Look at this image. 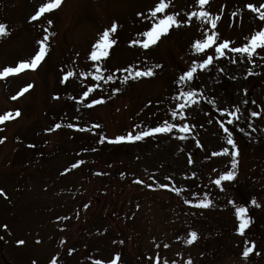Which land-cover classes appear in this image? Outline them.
Listing matches in <instances>:
<instances>
[{"label": "rangeland", "instance_id": "obj_1", "mask_svg": "<svg viewBox=\"0 0 264 264\" xmlns=\"http://www.w3.org/2000/svg\"><path fill=\"white\" fill-rule=\"evenodd\" d=\"M46 2L0 0V23L7 26L8 33L0 37V70L29 60L38 51V41L46 36L42 31L50 35L48 55L35 71L0 79V115L21 112L0 124V138H6L0 143V189L6 194L0 195V208L7 210V230L0 231V238L5 235L8 239L0 241V264H16L18 259L21 264H50L53 258L58 262L68 248L78 252L75 264H95L96 260L109 264L119 246H125L134 257L144 254L150 264H156L157 255L160 264L165 260L167 264H187L189 259L192 264H264V50L258 49L251 61L226 50L224 57L198 69L189 85L182 86L177 84L179 76L189 70L193 60L202 62L191 47L203 38L202 29L207 27L198 20L175 27L176 32L162 36L145 50L130 41L144 39L140 34L150 29L152 20L147 17L159 0H63L59 8L32 21L31 16ZM235 3L244 11L247 30L230 20L238 9ZM249 3L259 7L264 0H210L212 14L221 17L215 29L220 39L243 46L247 40H235L242 38V31L249 37L264 29L259 14L247 8ZM197 8L196 0H171L167 11L186 20L187 13ZM113 23L119 27L112 34L116 40L109 50L112 58L109 55L99 63L108 70L104 75L111 74L117 81L111 99H105L98 92L108 81L80 73L95 72L97 62L89 59L90 51ZM65 52L75 63L76 75L62 82L66 73L58 70V64ZM155 64L161 67L154 68V76L127 83L123 77L128 73L117 71ZM30 84L33 87L28 92L17 96ZM89 87L95 89L90 96L102 97L104 103L87 108L79 102ZM116 88L120 91L115 92ZM180 88L202 93L196 104L185 109L184 119L177 116L172 121L189 125L188 131L173 129L125 142L121 149L118 144L99 143L102 136L113 139L129 131H145L144 122L164 116L166 111L171 116L181 102L173 99ZM90 96L85 103L91 101ZM213 99L215 105L208 102ZM236 107L241 110L238 121L217 111ZM252 111L261 116L251 117ZM227 119L235 121L226 126L240 149L237 169L241 184L236 188L223 184L222 190L211 182L215 189L211 196L199 194L190 188L195 179L206 181L215 173L231 170L230 155H213L230 148L219 131L220 121ZM56 124L61 127L46 131ZM95 124L102 127L93 128ZM45 156L53 158L45 161ZM80 160L84 163L66 171ZM162 184L169 187H159ZM173 188L182 191L177 194ZM237 191L242 196L251 192L249 201L237 202ZM202 199L211 200V205L193 206ZM253 199L259 207L251 203ZM189 200L193 203L186 202ZM237 206L247 207L251 217L244 235L237 232ZM191 231L198 238L188 244ZM20 240L25 243L19 244ZM252 241H258L256 251L262 257L245 259L242 253Z\"/></svg>", "mask_w": 264, "mask_h": 264}, {"label": "snow or ice", "instance_id": "obj_2", "mask_svg": "<svg viewBox=\"0 0 264 264\" xmlns=\"http://www.w3.org/2000/svg\"><path fill=\"white\" fill-rule=\"evenodd\" d=\"M62 2L63 0H47V2L44 3L42 6H40L39 10L34 15L31 16V20L36 21L41 16H43L45 13H50L51 11L59 8ZM196 3L198 5L197 10H192L188 12L186 20H180L178 19L179 13H168L167 12V10L170 7L171 0H159V2L155 5V7L150 9V13H151L150 17H147L148 19L152 20V25L150 29L140 34L142 37H144V39L130 41L131 45L134 46V45L139 44L143 49L147 50L151 46L156 45L158 41H160L161 37L168 34L169 31L173 27L179 28L182 24L192 25L194 19L198 20L200 25L202 26H210V27H204L202 29L203 38L196 39L191 45L194 53L202 57V62L198 63L196 60H193L189 70L185 71L182 75L179 76L177 80V84L182 85V86L189 85V83L194 79L195 75L197 74L198 69L199 70L206 69L208 68V66H210L213 63L214 58L224 57L226 55V50L227 52L241 54V56L246 55L250 61L255 55H258V52H257L258 49L264 50V29L256 31L249 38H247V43H245L243 46L233 47L231 46L234 43L232 41H228V40L220 41V34L218 31H215L217 27V23L221 19L220 15H213L209 10L206 9V6L210 4V0H196ZM247 8L250 9L254 13H258L259 19L264 21V11H261V8H264V4L257 7L256 5L249 3L247 5ZM158 14H163V15H158ZM138 15H143V14H138ZM47 23L49 26H51L53 21L49 19ZM118 27L119 25L117 23H113L110 26V28H107L103 31L102 35L100 36V39L93 45L90 51V54H89V59L93 62H97L94 64L95 72L94 73H80V75H84V76L92 75L96 81H101L105 79L107 81L114 80V76L111 74L105 77L104 72H107L108 70L106 68H102L99 62L106 59L109 56V50L112 48L114 44H116V40L112 38V34L117 32ZM7 34H8L7 26L5 24L0 23V37H3ZM47 41H48V36H45L44 39L38 41V44H39L38 51L29 60H22L15 66H7V67H4L2 70H0V79H5L13 75H18L26 70L35 71L41 65V63L45 60L46 56L48 55L49 46H48ZM212 48H214L215 57L213 55L207 54V50L212 49ZM203 57H206V58H203ZM232 62L235 63L236 60L233 58ZM159 67H161L160 64H155L151 67H146L144 69H138L135 66H129L123 69H117V71H123V72L128 73V75L123 77V82L127 83L129 79L135 80V79L142 78V77H152L155 75L154 68H159ZM75 75H76L75 72L67 71L63 77L62 82H67L70 77H73ZM32 87L33 85L31 84L24 87L17 94V96L23 95L24 93L28 92L29 89ZM94 90H95L94 88L89 87L86 91L82 93V97L79 100V102L81 104H84V106L87 108H91L95 105L104 103V99L102 97L101 98L93 97L89 103H85V101L90 96V93H92ZM114 91L119 92L120 89L116 88L114 89ZM198 95H202V93H198L195 89L185 91L183 88H180L178 90L177 96L173 97V99L177 101H181V102L178 103L177 109H174L171 111V117L175 119L177 116H180L181 119H184L185 109L198 102L197 100ZM17 96H13L12 99H17ZM54 98L59 99L58 96ZM208 102L210 104L215 105L214 99ZM244 103H247V101H245ZM253 103H255V101H253ZM217 111H219L222 116L226 115L228 117H235V121H238L240 119V115L238 114L241 112V110L239 107H236L234 111H230L229 109H219V108H217ZM20 115H21V112L19 110H16L14 114L11 111L5 114H2L0 115V124H4L6 121L19 117ZM250 115L251 117L258 118L261 116V112L252 111ZM235 121L233 119H227L226 121L224 120L220 121V127L223 130V132L226 134V137H225L226 143L227 145L230 146V148L225 147L222 149L221 152L213 153V155H230L231 156V170H226L221 175H219V177L214 181L216 185L221 186L222 190H223V182L233 181L235 179L236 177L235 169L238 164L237 157L240 156V149L237 147V142L233 138V131L230 130L228 126H226V125H233ZM248 126L252 127L251 124H249ZM60 127H61L60 124H56L54 129L50 128V129H47L46 131H54L55 129H59ZM69 127H74V126L69 125ZM101 127L102 126L100 124L93 125V128H96V129H99ZM136 127H139V126H136ZM173 129H177L180 132H186L189 130V125L187 124L177 125L175 123H170L167 120H165L161 126L149 128L148 130H145V131H138L135 134H133L132 131H129L126 135H118L114 137L113 139H109L107 136H102L99 140V143L103 144L105 143V141L112 143V144H119V143H124V142L132 143L136 141H142L146 137L153 136L156 134L172 132ZM241 131H243V129H241ZM185 138H186L185 136L180 137V139H185ZM5 139L6 138H0V143H4ZM94 150L95 149H93V151ZM83 163H84L83 160H80L77 163H73L69 169H66V171H71L72 169L79 167ZM97 174L100 175L103 173H97ZM136 182L144 183L142 180H137ZM147 186L152 187V185H147ZM159 187L167 188L169 186L162 184V185H159ZM172 190L175 191L177 194H180V192L182 191L179 188H173ZM0 195H6L3 189H0ZM186 202L189 204L193 203L191 200L186 201ZM211 203H212L211 200L202 199V200H199V202L194 204L193 206L207 208L211 205ZM230 203L232 202L230 201ZM251 203L254 206L259 207L255 199H253ZM84 207L87 208L88 205H85ZM248 212H249V209L245 206H237L235 208V216L239 222L237 232L240 235H244L245 230L251 224V217L248 215ZM3 227L7 229V225H4ZM197 238H198L197 232L191 231L189 233V238L186 240V243L192 244L197 240ZM18 243L24 244L25 241L20 240L18 241ZM120 243H123V241H121ZM165 247H167V245H165ZM254 249H255L254 242L252 243L251 247L246 246L242 253L243 257L247 259L250 253L254 251ZM74 251L75 249H69L68 254L71 255ZM120 259H121L120 254L117 253L114 259L109 261V264H118ZM33 264H36V262L34 261ZM50 264H57V258H53L50 261ZM95 264H104V261L96 260ZM156 264H160L159 255H157L156 257ZM164 264H167L166 260L164 261ZM187 264H192V261L189 259Z\"/></svg>", "mask_w": 264, "mask_h": 264}, {"label": "trees", "instance_id": "obj_3", "mask_svg": "<svg viewBox=\"0 0 264 264\" xmlns=\"http://www.w3.org/2000/svg\"><path fill=\"white\" fill-rule=\"evenodd\" d=\"M155 125V124H154ZM227 183H229L230 185L232 184H235V186H238L239 185V182L237 180V176L235 177V179L233 181H227ZM241 184V183H240ZM210 186L209 183H201V182H198V183H194L192 185V188H194L195 190H197L199 193H201L202 189L203 188H208ZM210 196H211V193H210ZM2 215V213L0 212V216Z\"/></svg>", "mask_w": 264, "mask_h": 264}]
</instances>
